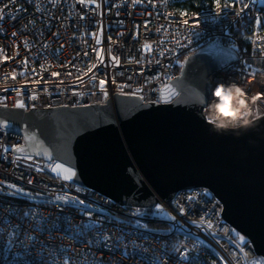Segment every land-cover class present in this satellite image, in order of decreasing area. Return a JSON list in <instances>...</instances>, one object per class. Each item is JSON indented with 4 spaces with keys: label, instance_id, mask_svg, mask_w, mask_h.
<instances>
[{
    "label": "built area",
    "instance_id": "obj_1",
    "mask_svg": "<svg viewBox=\"0 0 264 264\" xmlns=\"http://www.w3.org/2000/svg\"><path fill=\"white\" fill-rule=\"evenodd\" d=\"M179 1L181 0H153L156 5L155 8L150 5H137L135 8L125 5L118 9L119 16L115 15L117 9L113 7L109 11L110 5L106 3L102 6L103 16L92 14L91 19L79 20L75 16L68 15L73 0L61 3L55 8L47 0H42L43 12H36L35 6L27 3V0H17L15 5H10L5 10L3 34H0V47L7 51L9 57H12L15 56L17 51L15 46L20 45L19 56L0 65V81L5 80L6 74L13 69L19 72L22 68L21 61L24 57H27L29 60L28 71L25 77L18 75L15 81L7 80V84L0 83V89L7 86H15L16 89L23 87L25 89L24 99L28 105L25 112L31 109H47L48 107H80L105 104L106 102H100L103 100L102 94L90 87L91 82L88 77H84V83L77 87L76 77L80 75V72L76 70V67L67 66H79L82 71H86V65L95 62V53L91 52L90 48L85 47L81 43V39L86 38L91 47H100L95 44L94 39L84 37V32L85 27L90 31H96L95 21H101L104 25L103 43L101 46L107 49L110 46L108 37L111 36L113 41L111 44L112 54L118 56L121 61L119 67L112 68L108 64H105L99 66L97 69L98 79L104 78L102 74H107L110 78L114 76L115 78V84L109 82L107 85L108 98L114 93L118 95V86L128 85V87L124 88V91L130 96H132L133 89L138 87L143 88L142 95L144 96V100L142 103H163L159 102V89L176 78V75L179 73L178 70H180L179 65L187 55L195 53L210 42H216L226 47L235 45L238 57L224 66L211 79L213 88L218 83L235 80L237 83L245 86L246 89L250 88L251 93H261L262 88H264V81L261 79L262 74H264V51H261V49H264V43L260 42L258 38H264V29H255L252 18L256 15H264V4L257 2L250 12H247L242 17H237L234 13L239 11V6L224 9L225 0H220L222 11L218 10L215 4L213 8H205V10L188 16L178 11L176 3ZM5 2L7 0H0V7H3ZM228 2L231 3L232 0H228ZM245 2L251 3V0H245ZM112 3L120 4L121 0H112ZM79 7L77 5V9ZM17 9H22V11H17ZM49 12L53 13L56 18L53 19L52 16H49ZM9 13L15 16L16 19H9ZM65 17L67 19H64ZM32 19L35 20L34 26L29 24V21ZM119 20L123 21L122 27L117 24ZM184 21H188V24H184ZM145 23H147V29L143 26ZM24 25H28L27 30L21 32L20 30ZM135 25H140L139 36H136ZM157 29H160V31L158 32ZM74 30L78 32V39L76 40L72 39ZM14 32L17 33L15 37L12 35ZM57 32L59 33L58 37L54 35ZM120 33H124V35H120ZM24 40L29 41L30 51L26 50L21 43ZM161 40L164 43L161 44ZM177 41H179L180 46H177ZM145 43L153 45L151 52L143 49L142 46ZM44 44L48 45L46 49L43 47ZM61 45H64V47L61 48ZM57 49H60V51H57ZM85 51L89 52L88 56L83 55ZM160 52H164L165 55H159ZM133 57L135 60L129 62ZM105 59L106 61L108 60L107 52H105ZM136 60L140 62L137 63L135 62ZM41 66L48 68V71L41 74L42 79L33 73V70H35V73H41ZM52 72H58L60 76L52 77ZM69 72L71 75H68ZM117 73H122V75H118ZM253 74H255V79H252ZM153 77H160V79H153ZM37 80H39V83H36ZM61 81H63L62 84L60 83ZM33 89L36 90V94L39 97L35 101L29 98ZM44 89L48 91L45 92ZM74 90L86 93L96 91V95H85L81 98L73 95ZM0 94L7 97V107L14 108L15 91ZM32 105L35 107L33 108ZM260 107L264 109V102L261 103ZM0 141L9 146L24 144L23 135L18 133L11 134L7 130L3 136H0ZM6 155L8 158H0V181L15 183L33 193L40 192L43 197H51L54 194H58L62 185L66 183L51 179L47 172L36 173L34 169L28 168L27 164L32 163V161H20L17 167L11 162L15 154L8 153ZM34 159L42 164L46 163V161H42L40 158ZM29 178L33 181L31 185L27 183ZM201 190L207 189L199 188L181 191L174 199L178 197L181 202H184L185 193L189 191L198 193ZM70 194L84 199L86 203L94 201V207H103L109 210L110 215L118 219L132 221L133 223L137 219L128 214L137 207L128 206L125 208L118 204H113L107 198L105 199L98 194L94 195L89 189L87 193H77L75 189H70ZM198 199L200 201L199 204L192 205L191 210L184 216L178 215V210L174 208L171 202L169 204L160 202L159 204L171 212V214L177 216V220L183 225L184 231H190L194 236L204 241V245H197L194 251L199 252L201 264H203V261L212 264L214 252L218 251L227 258L228 253L224 249L228 245L225 241H221L218 244L216 239L208 234L207 230L188 223L190 220H199L204 216V209L211 210L218 202L215 197L213 198V202L208 204L204 203V198L200 197ZM13 204L18 206L20 211L19 216L11 217V221L13 224L21 225V230L12 253L8 254L9 258L17 251H22L23 244L31 245V242L26 239V235L31 232L33 227L31 223L23 220L24 213L29 210L28 202L24 198L14 199L12 197L0 196V205L4 206L0 207V213L7 216L8 213L5 209ZM40 207L42 215L45 217L51 215L55 219L60 215L57 207L53 204L42 205ZM139 208L141 211L146 209ZM221 212L222 207L218 202L213 223L215 224L218 221L224 227L234 229L221 218ZM63 215H70L72 217V225L81 223L80 213L73 209L64 208ZM95 218L93 216V219ZM141 222L147 225L150 222L163 224V227H148L153 230L144 232V236H147L148 239L138 238L136 235L130 238L126 236V242H129V252L132 251L130 241H136L138 244H142L145 248H148L147 255L149 256L153 254L158 256L163 255L164 249L162 245L164 244L170 245L183 242L189 249H192V245L195 243L192 238L186 240L182 232L170 234L169 230L171 229L172 222L161 221L151 216L145 217ZM104 226L109 230V233L115 232L117 227L108 223ZM48 227L50 228L51 224ZM119 227L123 228L125 226L119 225ZM213 231L219 232L215 228ZM128 232H132V229L129 228ZM34 235L50 245L74 248L75 252L70 253V255L89 250L87 244H83L82 246L76 245L73 240L59 231L51 234L55 237L54 239H49V234L47 233L41 236L39 232H36ZM116 235H119V233L117 232ZM87 238L90 239L91 234ZM248 248L251 249V256L254 250L250 242ZM42 251L45 256V264H47L49 256L46 250H42L39 244L34 248L29 247V252L34 256L40 254ZM168 251L171 252L170 247ZM91 252L95 253L96 257L103 261V264H138L136 259H125L121 255L120 250L110 252L106 249L98 250L93 247L91 248ZM255 257L259 259L256 254ZM0 264H5L2 253H0ZM168 264H175L174 259L168 261ZM217 264H219L218 261Z\"/></svg>",
    "mask_w": 264,
    "mask_h": 264
},
{
    "label": "water",
    "instance_id": "obj_2",
    "mask_svg": "<svg viewBox=\"0 0 264 264\" xmlns=\"http://www.w3.org/2000/svg\"><path fill=\"white\" fill-rule=\"evenodd\" d=\"M212 44L187 55L166 83L181 93L171 103L114 93L102 105L0 107V119L11 124L7 131L24 135L27 126L50 150L56 147L75 166L80 184L113 204L149 208L169 204L181 191L207 189L222 207L221 218L264 258V119L238 138L210 133L195 95L209 101L211 79L234 61L226 46L217 44L225 51L210 54ZM77 121L91 126L76 129Z\"/></svg>",
    "mask_w": 264,
    "mask_h": 264
},
{
    "label": "snow or ice",
    "instance_id": "obj_3",
    "mask_svg": "<svg viewBox=\"0 0 264 264\" xmlns=\"http://www.w3.org/2000/svg\"><path fill=\"white\" fill-rule=\"evenodd\" d=\"M17 0H7L3 4V7H0V34H3V20L5 19V10L9 8L10 5H15ZM53 8L60 5L61 3H67L68 0H47ZM262 2L264 0H251V3L245 2V0H232L231 3L228 0H225L223 8H235L239 6V11L235 12L234 15L237 17L244 16L247 12L251 11V8L257 3ZM27 3L33 4L35 6L36 12H43L42 0H27ZM109 4V11L114 7L117 9L115 12L116 16H119V10L121 7L125 5H129L135 8L137 5L145 6L150 5L155 8L156 5L153 0H121L120 4L112 3V0H73L71 4V10L69 11V16H75L79 20L91 19V15L95 14L98 16H103L104 12L102 11V6L104 4ZM77 5H79V9H77ZM216 8L218 10H223L221 6L220 0H216ZM145 10H147L145 8ZM17 11H22V9H17ZM49 16H52L55 19V15L51 12L48 13ZM9 19L15 20L16 17L12 16L10 13L8 14ZM64 19H67L65 17ZM254 21L255 29H264V15H256L252 18ZM184 24H188V21H184ZM29 24L35 25V20L32 19L29 21ZM96 31H90L87 27H85L84 37H90L95 40V44L100 47H91L88 44V40L81 39V43L91 49V52L95 53V62L88 63L86 65V71H82L79 66L75 65H67L68 67H76V70L80 72V75L76 77V86L79 87L84 83V77H88L91 82L90 87L99 91L102 94L103 100L100 101L104 103L108 99V90L107 85L109 82L115 84V78L109 77L107 74H102L104 78L98 79L97 69L99 66H103L108 64L112 68H116L120 66V58L116 55L112 54L111 44L113 43L112 37L109 36L108 40L110 42V46L105 49L101 45L103 43V28L104 25L101 21H95ZM118 26H123V21H117ZM145 29H147V23L143 25ZM28 25H24L21 28V32L27 30ZM136 29V36H139V27L140 25L134 26ZM159 32L160 29H157ZM15 37L17 33H12ZM55 36H59V33H54ZM120 35H124V33H120ZM73 40L78 39V32L73 31ZM260 42L264 43V38H258ZM26 50L30 51L29 41L24 40L21 42ZM160 43H164L163 40ZM19 46L16 45V54L15 56L9 57L7 51L0 47V65L7 63L9 60L16 59L19 56ZM177 46L179 45V41H177ZM43 47L46 49L48 47L47 44H44ZM64 45H61L63 48ZM143 49L147 52H151L153 49V45L150 43L143 44ZM60 51V49H57ZM207 51L210 54H221L225 50L220 49L217 44H212L209 46ZM264 51V49H261ZM105 52L108 54V60L105 59ZM84 56H88L89 52L85 51L83 53ZM159 55H165L164 52H160ZM227 58L230 60H236V48L235 45H231L226 52ZM75 59V58H74ZM135 60L133 57L132 62ZM187 60V58H186ZM135 62L139 63V60ZM22 68L19 72L13 69L11 72L6 74V79L0 81V83L7 84V80L15 81L17 76L25 77L28 71L29 60L27 57H24L21 61ZM180 68H184V64L180 63ZM50 67V66H49ZM48 71V68L41 66V73H33L37 76H40L42 79V73ZM258 71V70H257ZM118 75H122V73H117ZM68 75H71L69 72ZM52 77H59L60 73L52 72ZM131 79V77H129ZM153 79H160V77H153ZM252 79H255V74L252 75ZM39 83V80L36 81ZM61 84L63 81L60 82ZM128 87V85H120L117 88L118 95L125 96L128 95L124 91V88ZM15 91V100L13 103V107L17 109H27L28 105L24 99L25 89L21 87L20 89H16L15 86H7L0 89V93L3 92H12ZM47 92V89H44ZM247 91L251 93V89L248 88ZM143 88H135L133 89L131 95L138 97L141 101L144 100V96L142 95ZM261 96L264 97V88H262ZM73 95L77 97H83L85 95H96V91L92 92H81V91H73ZM181 95L174 87L170 85H165L160 90L159 100L163 103H171L173 97H177ZM31 100L35 101L39 97L36 94V90L33 89L32 94L29 97ZM7 97L3 94H0V107H7ZM194 102L203 104L204 98L199 93L195 95ZM34 108L35 106L32 105ZM259 111V108L257 109ZM123 115V112H121ZM264 119V118H261ZM90 123L88 121H77L76 129H84L90 127ZM11 128V124L7 119H0V136L5 134V131ZM24 135L23 140L24 144L22 145H5L2 141H0V158H8L6 154L13 153L15 154L12 158V163L19 166L20 161H32V163L27 164L28 168L34 169L36 173L47 172L50 175V178L57 181L66 182L62 185L61 190L58 194H54L51 197H43L40 192L33 193L30 190H26L24 187L19 186L15 183L0 181V196L4 197H12L14 199L24 198L28 202L29 210L24 213L23 220L28 221L33 225L31 232L26 235V239L31 242L29 244H23L22 251H17L12 254L9 258V253H12V249L14 244L19 237L21 225L13 224L11 221V217L19 216V207L15 204L6 207V211L8 213L7 216H4L0 213V253L3 254V259L5 264H45V256L42 251L40 254L34 256L29 252V247L34 248L37 244L40 245L42 250H46L49 256L47 264H103V261L96 257L95 253L91 252V248L95 247L98 250H108L115 251L120 250L121 255L125 258H133L138 261V264H168V261L173 260L175 264H201V256L199 252L194 251L197 245H204V241L199 239L191 233L190 231H184L183 225L180 221L177 220V216L171 214L168 210H166L162 205L155 204L154 208L149 207L144 211H141L139 207L135 208L133 211L129 212L130 216L136 217L137 219L133 223L128 220H121L115 216L110 215L109 210H106L100 206H93V202L86 203L84 199H80L76 195L70 194V189H75L77 193H87L88 189L84 188L77 177V172L75 170V166L71 164L70 160L65 156H61L56 147H52L51 150L48 146H45L44 142L39 139L36 132L31 131L25 126L22 129ZM64 149H67V145L63 146ZM55 153V155H54ZM39 157L42 161H46V163H40L36 161L34 158ZM62 161V162H57ZM32 179L29 178L27 180L28 184H32ZM204 198V203H212L213 198L212 194L207 190H201L198 193H193L191 191L185 193V201L181 202L179 198L173 199L171 203L174 208L178 210V215L184 216L186 215L192 208V205L199 204L198 198ZM53 204L57 207L58 215L55 219L51 217V215L45 217L42 215V209L40 206ZM187 205V207H186ZM0 207H4L0 205ZM216 207H218V202L216 206L211 210L204 209V216H202L199 220H190L188 223L194 224L198 228H202L207 230L208 234L211 235L218 244L221 241H225L228 245L227 248L224 249L228 253L227 258L222 255L220 252H214V259L212 264H264V258L257 259L255 254L253 253L250 256L251 249L248 248L249 241L246 240L244 235H241L235 229L224 227L219 224L217 221L215 224L213 223V217L216 213ZM64 208L73 209L80 213L81 223L78 225H72L71 220L72 217L70 215H63ZM127 211V210H125ZM93 216L96 218L93 219ZM151 216L153 218H158L161 221H169L172 222V226L170 234L175 233H183L185 239L192 238L195 243L192 245V249H189L183 242H177L173 244H164L162 245L164 251L163 255H147L149 249L145 248L142 244H138L136 241H130L132 251L129 252V242H126L125 237H131L136 235L138 238L148 239L147 236H144V232L153 231L148 228V225L142 223L141 221L145 218ZM106 223L116 225L115 232L109 233V230L104 226ZM51 224L49 228L48 225ZM119 225H124L125 227L121 228ZM131 228L132 232H128V229ZM218 229V231H213V229ZM62 232L65 236L69 237L71 240L75 242L76 245L87 244L89 246L88 251H81L79 254L70 255V253H74L75 250L72 247H63L58 245H50L43 240L39 239L34 235V233L39 232L41 236L45 233L49 234V239H54L55 237L51 234L54 232ZM119 235H116V233ZM91 234V238L87 237ZM22 243V242H21ZM169 247L171 248V252L168 251ZM223 247V245H222ZM203 264H208L207 261H203Z\"/></svg>",
    "mask_w": 264,
    "mask_h": 264
},
{
    "label": "clouds",
    "instance_id": "obj_4",
    "mask_svg": "<svg viewBox=\"0 0 264 264\" xmlns=\"http://www.w3.org/2000/svg\"><path fill=\"white\" fill-rule=\"evenodd\" d=\"M261 79L264 81V74ZM262 102L264 97L260 93H249L245 86L230 80L215 86L212 99L203 103L200 115L210 126V133L238 138L259 126L264 118Z\"/></svg>",
    "mask_w": 264,
    "mask_h": 264
},
{
    "label": "trees",
    "instance_id": "obj_5",
    "mask_svg": "<svg viewBox=\"0 0 264 264\" xmlns=\"http://www.w3.org/2000/svg\"><path fill=\"white\" fill-rule=\"evenodd\" d=\"M177 9L181 14L192 16L205 8H213L216 0H181L176 3ZM246 44V42L244 41ZM179 71V70H178ZM148 227L161 228L163 224L148 223Z\"/></svg>",
    "mask_w": 264,
    "mask_h": 264
},
{
    "label": "bare ground",
    "instance_id": "obj_6",
    "mask_svg": "<svg viewBox=\"0 0 264 264\" xmlns=\"http://www.w3.org/2000/svg\"><path fill=\"white\" fill-rule=\"evenodd\" d=\"M9 132V131H8ZM9 133H11V134H15V133H12V132H9Z\"/></svg>",
    "mask_w": 264,
    "mask_h": 264
}]
</instances>
